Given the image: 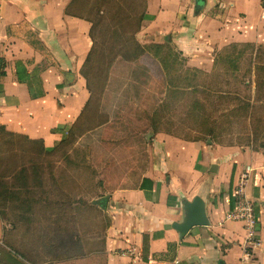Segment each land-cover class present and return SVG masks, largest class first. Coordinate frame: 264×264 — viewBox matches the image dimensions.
Returning <instances> with one entry per match:
<instances>
[{
	"label": "crops",
	"instance_id": "1",
	"mask_svg": "<svg viewBox=\"0 0 264 264\" xmlns=\"http://www.w3.org/2000/svg\"><path fill=\"white\" fill-rule=\"evenodd\" d=\"M79 0H0V143L18 135L51 151L79 120L89 98L82 66L91 22ZM144 0L142 34L167 36L192 66L209 70L231 42L264 43V0ZM255 235L225 220L245 167ZM133 186L108 193L105 264H264V156L212 139L165 133L151 138ZM203 202L206 223L180 232L188 204Z\"/></svg>",
	"mask_w": 264,
	"mask_h": 264
},
{
	"label": "rangeland",
	"instance_id": "2",
	"mask_svg": "<svg viewBox=\"0 0 264 264\" xmlns=\"http://www.w3.org/2000/svg\"><path fill=\"white\" fill-rule=\"evenodd\" d=\"M79 1L93 23L95 46L82 73L92 96L56 150L18 135L0 143V182L18 197L0 195V264H105L104 199L134 185L156 133L264 156V43H228L209 70L185 61L182 68L198 70L191 83L183 71L167 76L154 58L150 47L162 42L143 37L144 0ZM175 74L179 88L170 81ZM19 168L30 169L35 184L42 180L34 200L10 188ZM23 202L29 212L13 209ZM45 203L51 209L40 211Z\"/></svg>",
	"mask_w": 264,
	"mask_h": 264
},
{
	"label": "trees",
	"instance_id": "3",
	"mask_svg": "<svg viewBox=\"0 0 264 264\" xmlns=\"http://www.w3.org/2000/svg\"><path fill=\"white\" fill-rule=\"evenodd\" d=\"M89 18V17H88ZM143 18L142 16V13H141V19ZM90 22H91V29H90V38L92 40V47H91V50L90 52L88 53L86 59H85V62L82 66V70H81V73H83V70H85L84 68L86 67V63L88 62L89 58H90V54L92 53L93 49H94V46H95V43H94V36H93V32H92V19L89 18ZM164 43H153L151 45V49H152V52L154 54V58H157V61L159 62V64L161 65L162 69L165 71V73L167 74V76H170L172 73H176L178 72L181 73L182 71L184 72V74H191L193 75L192 77L190 76H185V79L188 81V82H191L194 81L195 79V75H197V72L198 70H192L190 71L189 69H184L182 68L184 63H185V58L182 56L181 52L179 50H177L173 45H171V43L169 42L170 39L169 37L167 36L165 39H164ZM164 44H166V46H164ZM172 47H171V46ZM142 45H140L139 43L136 45V48L139 49L141 48ZM174 48L177 50H174ZM148 49V48H147ZM138 52L140 51H137L136 54H139ZM162 53H165V55H163ZM177 74V75H178ZM83 77L85 78V82H86V88L89 92V98L90 96H92V91H91V88L89 87V78H88V75H85V74H82ZM177 75L175 74L174 76L170 77V81L172 83V85L174 86H178V88L180 87V83L182 82V79L181 78H177ZM190 83V84H191ZM170 84H168L167 88H174L173 90H176V88L174 86H172ZM89 98L86 102V104L89 102ZM196 100L193 101L192 105L195 103ZM85 104V105H86ZM207 133V132H206ZM66 139H62L59 144L57 146H55V148H53V150H56L58 147H60V145H64L66 143L65 141ZM192 140V139H190ZM193 141H197V140H193ZM29 170L30 169H26V168H19L18 171H16L15 173V180L18 181L14 184H12L10 186V188H16L18 190L17 193L21 194L23 198L25 199H31L34 200V197H31V193H33V190L37 189L38 187L42 186V180L35 184V175L31 178L28 174H29ZM17 174V175H16ZM40 175H37V178L39 177ZM28 179H32V183H28ZM23 180V181H22ZM4 187H7L3 182H0V195H7V198L6 199H9L10 201H12V199L14 198L13 196L10 197V191L7 190L6 188ZM40 190V189H39ZM15 193V191H13ZM16 199H18V197H15ZM14 198V199H15ZM25 199H22V201H25ZM37 200V199H36ZM43 200H39V202H42ZM22 205H26L24 202ZM41 209L40 211H44V210H49L51 209V205L49 204L48 206L46 205V203L42 206H40ZM13 209H17L18 211L20 212H29L31 209H32V206H29V205H26L25 207L24 206H21V205H14ZM23 218V217H21ZM25 218V217H24ZM8 254H10L8 252ZM16 263L19 264L20 261H17L16 260Z\"/></svg>",
	"mask_w": 264,
	"mask_h": 264
},
{
	"label": "built area",
	"instance_id": "4",
	"mask_svg": "<svg viewBox=\"0 0 264 264\" xmlns=\"http://www.w3.org/2000/svg\"><path fill=\"white\" fill-rule=\"evenodd\" d=\"M250 170L251 168L246 166L239 176L238 183L233 189L231 208L224 216L225 220L241 222L247 231L248 238H252L255 235V227L257 225V215L254 211L253 203L245 196L243 191L244 181L247 179Z\"/></svg>",
	"mask_w": 264,
	"mask_h": 264
},
{
	"label": "water",
	"instance_id": "5",
	"mask_svg": "<svg viewBox=\"0 0 264 264\" xmlns=\"http://www.w3.org/2000/svg\"><path fill=\"white\" fill-rule=\"evenodd\" d=\"M195 2V10H198L201 7L203 0H194ZM189 211L188 218L185 222L181 224H173V227L180 232H185L189 229V227L193 225H203L206 223L204 210H203V202L200 198L195 197L187 206Z\"/></svg>",
	"mask_w": 264,
	"mask_h": 264
}]
</instances>
